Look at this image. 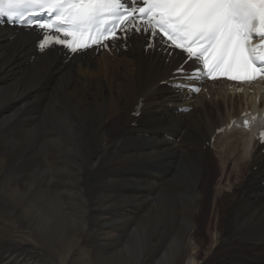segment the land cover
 Segmentation results:
<instances>
[{"label":"bare ground","instance_id":"obj_1","mask_svg":"<svg viewBox=\"0 0 264 264\" xmlns=\"http://www.w3.org/2000/svg\"><path fill=\"white\" fill-rule=\"evenodd\" d=\"M35 40L33 32L0 27V131L22 123L19 116L25 113L18 107L35 95L47 106L50 139L43 141L44 134L35 133L30 140L52 144L56 172L53 177L50 172H33L22 181L15 168L0 174L5 180L0 208L14 216L18 228L32 227L24 244L6 239L7 227L0 223V264H200L208 208V230L216 234L215 250L208 249L217 257L201 264H237L251 256L257 259L251 264H264V145L252 143L247 132L237 130L217 135L211 143L216 131L257 96H230L223 87H211L190 98L169 88L163 83L180 82L173 71L183 56H168L156 48L145 52L139 36L131 38L126 51L86 53L69 61L58 50L36 53ZM12 91L17 93L8 98ZM183 107L193 110L181 113ZM36 122L38 127V118ZM61 143L88 144V156L79 169L71 165L67 171ZM12 155L14 163L19 157L0 146V162ZM187 179L193 184H185ZM118 186L128 189L131 197L117 195ZM150 186L157 193L141 190ZM46 187L76 199L80 209L69 204L64 209L81 212L86 222L62 223L63 210L52 211L51 219L34 218L27 198L35 199L32 207L41 192L50 200ZM184 187L190 198L179 201ZM207 200H214L211 207ZM225 211L229 219L223 225ZM173 215L186 221L184 225L171 224L176 221ZM163 217L168 226L160 229ZM136 222L148 225L149 232L140 234ZM37 232L43 247L35 245ZM156 233L162 235V244L151 242ZM88 245L94 247L93 254L76 259Z\"/></svg>","mask_w":264,"mask_h":264},{"label":"snow or ice","instance_id":"obj_2","mask_svg":"<svg viewBox=\"0 0 264 264\" xmlns=\"http://www.w3.org/2000/svg\"><path fill=\"white\" fill-rule=\"evenodd\" d=\"M36 12L51 15L33 18ZM0 17L38 31L42 52L60 45L84 54L135 31L149 36L146 50L163 36L186 56L185 63L199 65L188 73L181 64L173 73L177 80L264 79V0H0ZM173 86L185 87L175 81Z\"/></svg>","mask_w":264,"mask_h":264},{"label":"rangeland","instance_id":"obj_3","mask_svg":"<svg viewBox=\"0 0 264 264\" xmlns=\"http://www.w3.org/2000/svg\"><path fill=\"white\" fill-rule=\"evenodd\" d=\"M34 113H35V110L32 109L31 111L28 112V114H20L19 117H20V121H22V123L16 124L15 126H12L9 131H7V130L0 131L1 151L6 152V153H11V154H14V155L19 157V158H17V160L14 163L12 161L13 157H14L13 155L10 156L9 159H4L3 161H1L0 162V164H1L0 165V174H2V175L4 173L6 174V171L8 173V172L13 170L12 168H15L16 169L15 170V172H16L15 175H16V177L19 178L20 181H22V179L25 178L26 176H32L33 172L34 173H36V172H50L52 174L51 177L54 176L53 174L56 172V164H57V162H56V160H54V158L52 156V155L55 156V154L52 153V151H53L52 144L51 143H40L39 141L36 142V140H32V141H35V142L32 143V141L30 140L31 137H34L33 135L35 133H40V135L44 134L46 127L41 125V123L39 122L40 126L38 125V127H40V128H38V131L35 132L34 124L30 125V123H25L24 122V121L32 120L33 118H35ZM46 120H47V118H46ZM3 131H4V133H3ZM49 132H50V130H49ZM43 141H49V139L48 140H44L43 139ZM61 144H62V146L64 145L63 147H64V149L66 151L65 165L68 168L67 171H69V169H70L69 166H71V165L74 168H78L79 169L80 166H82L84 164L85 159L88 156V151H89L88 144H85V145L83 143H61ZM67 145H68V147H67ZM92 149L90 151H92ZM213 150H214V146L211 145L210 146V151L214 152ZM74 151H75V153H74ZM75 157H77V158H75ZM9 162H11V163H9ZM66 166H63L62 168H59L58 171L60 173H62L63 172L62 170H64V167H66ZM215 170H216V174H218L219 167L216 166ZM247 174L249 175L250 172H247ZM234 177L235 178L238 177V172H236V173L234 172ZM62 179L66 180L67 178L64 177ZM4 182H5L4 179H3V181L0 180V188L1 189L3 188ZM189 183H190V185H192L193 184V180L187 179L185 181V184L189 185ZM151 187H153V188H151ZM46 188L47 189L49 188L48 191L53 196L50 200L44 199L43 192H41L38 195V197H40L39 198L40 200L37 201L34 204L35 207L34 206L32 207V204L34 203V200H35L33 197L31 199L27 198L28 201L26 200L27 201L26 202L27 208L30 211V214H32V216L34 218L47 216L46 218H48V219L50 218L51 219V212L52 211L59 212V211L63 210L66 217L60 220L62 223H66L67 225H70V224L79 225V224L82 223V219L86 222L87 219L83 216V214L81 212H79V214H76L75 212H71V211H67L66 212V210L64 209L65 205H68V204L71 205V206H77L78 209H80L79 204H77V202H75L76 199L71 198V196L68 195L69 193H67L65 191L58 190V189H56L54 187H51V188L50 187H46ZM124 188L125 187H123V186H118L115 189L116 194L117 195L120 194L121 196H124V197H131L130 195H127L128 194V189H126V188L124 189ZM141 190H143L144 192H147L146 194H150V195H154L158 191V189L156 187H154V186H150L148 188L141 189ZM149 190H150V193H149ZM179 191H180L179 196H178L179 197L178 198L179 201H183V198H186V197L188 198L190 196V194H191L190 190L186 189L185 187L183 189L179 190ZM131 192H132V194H134V189L133 188L131 189ZM61 193H63V194H61ZM64 193H66V194H64ZM109 193H111V192H109ZM213 201L214 200H212V201H208L207 200V205L211 207L213 205L212 204ZM59 203H60V205H59ZM31 207H32V209H31ZM36 207H39V208H36ZM221 208L225 209L223 206ZM6 210L7 209L0 208V223L4 224V226L7 227V231H6L7 236L5 238L10 240V241L13 240V241H16V242L18 241L19 243H24L25 244L30 239V237H29L30 235L29 234H30V231H32L31 230L32 227L30 226V227H28V229H24V227L18 228L15 225L14 221H12L14 216L13 215L12 216H8L9 214H7ZM123 211H124V209L122 210L121 214L123 213ZM182 211H183V208H180L181 214H182ZM88 213H90V211H88ZM174 216H176V215H173V219H176V221H172L171 220V224L180 225V226H182V224L184 225V223L186 221L179 219L177 216L176 217H174ZM68 217H70V218H68ZM210 218H211V213H210V210L208 208V209H206L205 219L203 220L204 223H205V227L202 229L203 233H204L202 235L205 238V248L206 249L204 250L205 254L202 255V258L199 261L200 264L203 263L206 259H208L209 257L212 256L213 251H210L208 248L213 247V250H215V248H216L215 247L216 234L215 233L211 234L209 232V230H208V222H210ZM117 219H119V216L114 219V222ZM228 219H229L228 213L225 211L224 214H223V221H222L223 225L226 224V221ZM89 221H90V219L88 218V222ZM161 221H162L161 226L160 225L158 226L160 229H164L166 226H168L166 218L163 217V219H159V222H161ZM71 222H73V223H71ZM136 225L138 226L139 223L135 224V226ZM186 225H187V226H185L186 228L190 227L189 222H187ZM138 228L140 230L139 231L140 234H147L149 232V226L148 225H145V226L142 225L141 226V224H140L138 226ZM53 232H55V231H53ZM38 234H39V232H37V238H38L37 242L38 243H36L35 245L43 247L44 245H43V242L41 240V236H40V234L39 235ZM132 234H133V231H132ZM156 235L158 236V238H156L157 237ZM156 235H152L151 236V242H152V240H154V242L157 241L156 243L162 244V235L161 234H157V233H156ZM126 244L127 243L124 244V247L126 246ZM223 245H225V242L223 243ZM38 246H36V247L38 248ZM124 247L122 249H124ZM225 247H226V245H225ZM235 248H238V247H235ZM94 251H95L94 247L92 245H88V247H83L81 250H79L78 254H77L78 258L77 257H75V258L80 260L81 255H84L85 253H88V252H89V254L92 255ZM243 251H247V249L243 248ZM250 251L253 254H257V252L252 250V249ZM216 257H217L216 255H213L211 259H215ZM250 259L251 260H257L256 258H254L252 256L250 257ZM240 261L241 260H239V262ZM239 262L237 264H239ZM247 264H248V261H247Z\"/></svg>","mask_w":264,"mask_h":264}]
</instances>
